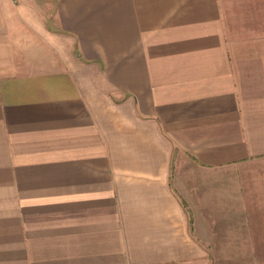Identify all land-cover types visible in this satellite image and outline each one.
Returning a JSON list of instances; mask_svg holds the SVG:
<instances>
[{
  "label": "crops",
  "instance_id": "0c3cea01",
  "mask_svg": "<svg viewBox=\"0 0 264 264\" xmlns=\"http://www.w3.org/2000/svg\"><path fill=\"white\" fill-rule=\"evenodd\" d=\"M257 159L264 0H0V264H206Z\"/></svg>",
  "mask_w": 264,
  "mask_h": 264
},
{
  "label": "rangeland",
  "instance_id": "374dc122",
  "mask_svg": "<svg viewBox=\"0 0 264 264\" xmlns=\"http://www.w3.org/2000/svg\"><path fill=\"white\" fill-rule=\"evenodd\" d=\"M187 157L179 153L174 155V163ZM231 174L253 177L248 186L256 196L258 182L264 183V160H251L231 169ZM176 177V168L171 172L172 183ZM254 177H256L254 179ZM234 191L241 190L239 184H233ZM241 193H238V198ZM232 195V196H233ZM234 198V197H233ZM218 202V199H217ZM238 207V204H236ZM262 207V206H261ZM262 210H186L191 224L196 219L208 238L206 243V264H264V207ZM199 212H203L199 214Z\"/></svg>",
  "mask_w": 264,
  "mask_h": 264
}]
</instances>
